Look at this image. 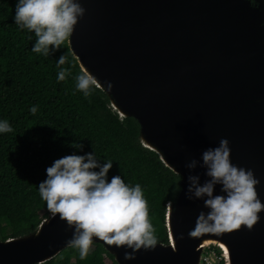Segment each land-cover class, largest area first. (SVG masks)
Masks as SVG:
<instances>
[{"label":"water","instance_id":"obj_1","mask_svg":"<svg viewBox=\"0 0 264 264\" xmlns=\"http://www.w3.org/2000/svg\"><path fill=\"white\" fill-rule=\"evenodd\" d=\"M79 2L85 13L67 40L71 52L113 109L135 118L142 143L178 174L180 187L167 206V244L142 247L125 260L131 248L98 237L92 243L117 264H200L202 240L213 238L225 264H264V210L251 229L189 237L199 212L208 209L185 196L190 172L200 183L208 179L199 163L191 170L185 164L227 138L232 163L253 170L264 203V0ZM199 57L211 62L208 67ZM72 234L50 213L34 232L0 240V264L47 262L70 247Z\"/></svg>","mask_w":264,"mask_h":264},{"label":"trees","instance_id":"obj_2","mask_svg":"<svg viewBox=\"0 0 264 264\" xmlns=\"http://www.w3.org/2000/svg\"><path fill=\"white\" fill-rule=\"evenodd\" d=\"M16 3L0 0V119L12 128L0 133V240L37 229L40 222L33 215L47 209L38 184L54 159L95 151L113 160L109 178L121 175L126 183L141 185L157 242L167 244V206L176 198L178 174L142 143L138 122L120 116L102 88L88 97L75 88V76L83 70L67 41L49 56L32 52L35 37L15 24ZM63 54L61 67L70 74L58 81L57 59ZM33 105L35 114L29 111ZM71 142L83 149H74ZM92 246L84 259L77 249L72 264H117L101 244Z\"/></svg>","mask_w":264,"mask_h":264},{"label":"clouds","instance_id":"obj_3","mask_svg":"<svg viewBox=\"0 0 264 264\" xmlns=\"http://www.w3.org/2000/svg\"><path fill=\"white\" fill-rule=\"evenodd\" d=\"M84 13L79 0H17L14 21L20 29L34 34L32 52L49 56L69 39ZM65 63L63 54L57 59L58 81L70 74V69L61 67ZM75 81V88L85 97L98 87L87 71L77 73ZM105 83L112 88L110 81ZM29 111L35 114L37 107L33 105ZM11 131L10 123L0 119V133ZM71 146L83 149L78 142H71ZM230 152L229 140L221 138L217 146L202 151L199 161L193 158L185 164L191 170L199 163L208 177L200 183L199 175L190 172L187 176L186 198L201 199L208 209L199 212L189 237L205 233L219 236L242 225L251 229L260 219L259 213L264 210L256 188L260 180L251 168L232 163ZM112 165L113 160L101 159L95 151H73L54 159L45 169L46 178L38 184L39 196L48 211L53 216L58 213L73 229L67 243L79 250L81 259L88 255L94 237L108 245L131 248L132 252L125 251V260L133 259L136 250H150L157 244L141 185L126 183L121 175L109 178ZM217 185L220 190L214 193ZM179 190L180 187L173 191Z\"/></svg>","mask_w":264,"mask_h":264},{"label":"rangeland","instance_id":"obj_4","mask_svg":"<svg viewBox=\"0 0 264 264\" xmlns=\"http://www.w3.org/2000/svg\"><path fill=\"white\" fill-rule=\"evenodd\" d=\"M48 212H49L48 209L40 208L39 211L33 215V219L35 221L41 222L45 218L44 214L48 213ZM207 246L210 247L214 251L216 249V246L214 245V243H207ZM92 247L93 246L91 244L90 248H92ZM208 247H207V249L206 248L203 249L202 254H203V252L205 253L208 250ZM67 248H68L67 250L63 249L57 256L53 257L48 262H43V263H38V264H72L74 262V254L77 251V248H74L71 246L67 247ZM205 256H206V254H205ZM210 257L213 259L214 254L210 253Z\"/></svg>","mask_w":264,"mask_h":264},{"label":"built area","instance_id":"obj_5","mask_svg":"<svg viewBox=\"0 0 264 264\" xmlns=\"http://www.w3.org/2000/svg\"><path fill=\"white\" fill-rule=\"evenodd\" d=\"M215 245V244H214ZM216 246V249L215 251L212 250L210 247H208L207 245L204 247V249L208 247V250L203 254L201 255V261H200V264H225V258H224V255L221 251V249L217 246ZM210 253H213L214 254V258L212 259L210 257ZM206 254V256H205Z\"/></svg>","mask_w":264,"mask_h":264},{"label":"bare ground","instance_id":"obj_6","mask_svg":"<svg viewBox=\"0 0 264 264\" xmlns=\"http://www.w3.org/2000/svg\"><path fill=\"white\" fill-rule=\"evenodd\" d=\"M205 59V57H202V58H198V60L199 61H201L205 66H207L208 67V64L207 63H211V62H209V61H205L204 60ZM210 68V67H209ZM203 238H207L206 236H204ZM213 242H215L214 241V239L213 238H211V240H207V239H203L202 240V244H205V245H207V243H213ZM220 246L225 250V251H227L228 250V246L226 245V243L225 242H220ZM228 252V251H227Z\"/></svg>","mask_w":264,"mask_h":264}]
</instances>
